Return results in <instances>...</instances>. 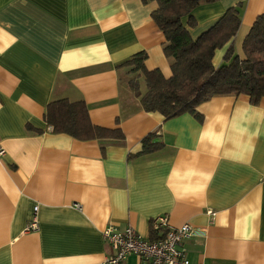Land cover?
<instances>
[{
	"label": "crops",
	"instance_id": "0c3cea01",
	"mask_svg": "<svg viewBox=\"0 0 264 264\" xmlns=\"http://www.w3.org/2000/svg\"><path fill=\"white\" fill-rule=\"evenodd\" d=\"M156 8L0 0V264H101L114 255L104 230L130 227L148 240L158 216L191 226L190 264H264V98L213 97L197 107L200 121L142 111L119 66L144 52L147 71L171 76ZM229 8L239 13L233 47L242 58L264 0L202 4L195 27L183 25L194 40ZM61 99L84 102L94 126L117 128L123 140L52 133L45 109ZM149 134L163 147L139 156ZM35 206L38 230L25 232ZM120 264L146 263L131 255Z\"/></svg>",
	"mask_w": 264,
	"mask_h": 264
},
{
	"label": "trees",
	"instance_id": "16d2710c",
	"mask_svg": "<svg viewBox=\"0 0 264 264\" xmlns=\"http://www.w3.org/2000/svg\"><path fill=\"white\" fill-rule=\"evenodd\" d=\"M219 0H141L156 2L151 19L164 37L163 53L170 61L171 76L164 78L158 70L147 71L144 52L133 55L119 66L124 78L120 81L138 99L146 113H157L169 120L189 114L201 120L197 107L217 96H245L257 105L264 98V13L258 15L242 42V55L234 53L233 39L240 25L236 8H229L198 38L192 39L183 25L195 27L192 13L202 4ZM223 50L221 64L214 58ZM145 83L140 92L138 79ZM44 121L52 133L64 134L78 141H121L119 129L94 126L82 101L66 99L50 102ZM28 129V128H27ZM149 134L141 141L140 155L158 152L163 144Z\"/></svg>",
	"mask_w": 264,
	"mask_h": 264
},
{
	"label": "built area",
	"instance_id": "2783aa9c",
	"mask_svg": "<svg viewBox=\"0 0 264 264\" xmlns=\"http://www.w3.org/2000/svg\"><path fill=\"white\" fill-rule=\"evenodd\" d=\"M4 153V149L0 146V158ZM36 212L37 206L33 208V214L25 232L38 230ZM208 214L214 215L213 212ZM192 231L188 224L178 228L169 227L166 216H158L150 222L152 238L148 240L139 237L130 227L123 230L109 227L104 230L102 236L114 255L101 264H120L131 255L138 257L146 264H190L184 242L192 235Z\"/></svg>",
	"mask_w": 264,
	"mask_h": 264
},
{
	"label": "rangeland",
	"instance_id": "374dc122",
	"mask_svg": "<svg viewBox=\"0 0 264 264\" xmlns=\"http://www.w3.org/2000/svg\"><path fill=\"white\" fill-rule=\"evenodd\" d=\"M138 85H139V89L141 91V93H143L145 91V83L144 80L142 78L138 79ZM124 86V85H123ZM125 87V86H124ZM126 88V87H125Z\"/></svg>",
	"mask_w": 264,
	"mask_h": 264
},
{
	"label": "clouds",
	"instance_id": "9594fccd",
	"mask_svg": "<svg viewBox=\"0 0 264 264\" xmlns=\"http://www.w3.org/2000/svg\"><path fill=\"white\" fill-rule=\"evenodd\" d=\"M203 135V134H202Z\"/></svg>",
	"mask_w": 264,
	"mask_h": 264
}]
</instances>
